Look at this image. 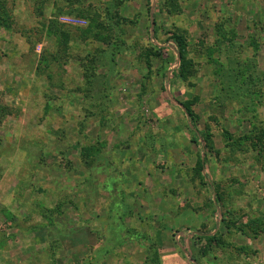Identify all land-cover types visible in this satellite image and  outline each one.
<instances>
[{
    "label": "rangeland",
    "instance_id": "1",
    "mask_svg": "<svg viewBox=\"0 0 264 264\" xmlns=\"http://www.w3.org/2000/svg\"><path fill=\"white\" fill-rule=\"evenodd\" d=\"M263 202L264 0H0V264H264Z\"/></svg>",
    "mask_w": 264,
    "mask_h": 264
},
{
    "label": "trees",
    "instance_id": "2",
    "mask_svg": "<svg viewBox=\"0 0 264 264\" xmlns=\"http://www.w3.org/2000/svg\"><path fill=\"white\" fill-rule=\"evenodd\" d=\"M168 40L169 41H174L175 44H176V51H177V54H178V56L180 58V67H182V69L179 72V75L181 77H183L184 76V66H185V64L187 62V58H186L187 47H186L185 40L182 37L178 36V35H173V36L169 37ZM180 105L183 107V109H184V111H185L190 123L192 124L193 131L195 132V134L197 136H200V132H199V130L197 128V125H196V115H195L194 111L186 103L185 104H180ZM206 165H207V158L204 157V158L201 159V162L199 163L200 170L204 171L205 168H206ZM216 200L218 201V197L216 198ZM207 240L208 241H213L214 238L213 237H207Z\"/></svg>",
    "mask_w": 264,
    "mask_h": 264
},
{
    "label": "crops",
    "instance_id": "3",
    "mask_svg": "<svg viewBox=\"0 0 264 264\" xmlns=\"http://www.w3.org/2000/svg\"><path fill=\"white\" fill-rule=\"evenodd\" d=\"M259 174V173H258ZM260 177V174H259V176L257 177V178H259ZM248 180H249V178H248ZM247 180V181H248ZM215 201H217L216 200V198H215ZM215 203H218V202H215ZM248 203H250V202H234L232 205H231V209H237V207L239 208V209H247V210H249L250 208V204L248 205ZM253 205V202H251V206ZM248 207V208H247ZM263 207H264V202H263ZM198 235H199V238H203V239H205V238H207V237H212V233H209V234H199L198 233ZM255 237H259L258 235L257 236H255ZM261 239H264V233H261V235H260V237L256 240H254L253 241V243L254 242H258V241H260ZM251 249L253 250V252H255L256 250H255V244H254V246H252L251 247ZM253 254V253H252Z\"/></svg>",
    "mask_w": 264,
    "mask_h": 264
},
{
    "label": "built area",
    "instance_id": "4",
    "mask_svg": "<svg viewBox=\"0 0 264 264\" xmlns=\"http://www.w3.org/2000/svg\"><path fill=\"white\" fill-rule=\"evenodd\" d=\"M61 21L70 26H79L83 24L81 19H78L77 17H71V16H64L61 18Z\"/></svg>",
    "mask_w": 264,
    "mask_h": 264
},
{
    "label": "water",
    "instance_id": "5",
    "mask_svg": "<svg viewBox=\"0 0 264 264\" xmlns=\"http://www.w3.org/2000/svg\"><path fill=\"white\" fill-rule=\"evenodd\" d=\"M180 59V58H179Z\"/></svg>",
    "mask_w": 264,
    "mask_h": 264
}]
</instances>
